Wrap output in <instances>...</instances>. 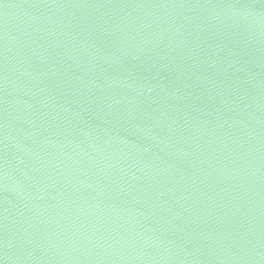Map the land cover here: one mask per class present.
Returning a JSON list of instances; mask_svg holds the SVG:
<instances>
[{"label": "water", "instance_id": "1", "mask_svg": "<svg viewBox=\"0 0 264 264\" xmlns=\"http://www.w3.org/2000/svg\"><path fill=\"white\" fill-rule=\"evenodd\" d=\"M0 264H264V0H0Z\"/></svg>", "mask_w": 264, "mask_h": 264}]
</instances>
